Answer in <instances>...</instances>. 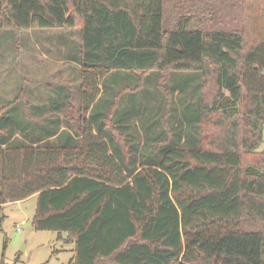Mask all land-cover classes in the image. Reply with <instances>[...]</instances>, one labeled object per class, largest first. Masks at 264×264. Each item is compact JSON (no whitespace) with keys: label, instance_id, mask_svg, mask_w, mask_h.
Listing matches in <instances>:
<instances>
[{"label":"trees","instance_id":"obj_1","mask_svg":"<svg viewBox=\"0 0 264 264\" xmlns=\"http://www.w3.org/2000/svg\"><path fill=\"white\" fill-rule=\"evenodd\" d=\"M179 2L0 0V57L78 30L75 89L0 94V204L37 194L69 264H264V0Z\"/></svg>","mask_w":264,"mask_h":264},{"label":"rangeland","instance_id":"obj_2","mask_svg":"<svg viewBox=\"0 0 264 264\" xmlns=\"http://www.w3.org/2000/svg\"><path fill=\"white\" fill-rule=\"evenodd\" d=\"M179 3V0H168L167 14L170 18H173ZM224 13L229 27L245 25L240 21L242 13L238 7L225 8ZM78 41L79 34L75 28L25 32L20 40L22 45L5 51V56L0 57V94L10 99L24 84L32 100L48 102L50 98L57 97L58 91L53 90L57 84H70L75 89L74 80L79 69L68 52ZM17 54L20 55L18 59L15 58ZM258 150L264 151V132ZM36 204V196L0 204V262L69 264L74 244L65 242L67 233L58 239L56 231L34 228Z\"/></svg>","mask_w":264,"mask_h":264},{"label":"crops","instance_id":"obj_3","mask_svg":"<svg viewBox=\"0 0 264 264\" xmlns=\"http://www.w3.org/2000/svg\"><path fill=\"white\" fill-rule=\"evenodd\" d=\"M33 196H36L37 197V194H34V195H32L31 197H33ZM25 200V199H24ZM72 251H73V249H72ZM73 256H74V252H73ZM72 259H73V257H72ZM72 259H71V261H72ZM70 261V262H71Z\"/></svg>","mask_w":264,"mask_h":264}]
</instances>
